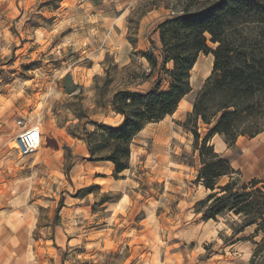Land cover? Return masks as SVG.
Listing matches in <instances>:
<instances>
[{"label": "rangeland", "instance_id": "obj_1", "mask_svg": "<svg viewBox=\"0 0 264 264\" xmlns=\"http://www.w3.org/2000/svg\"><path fill=\"white\" fill-rule=\"evenodd\" d=\"M212 1L0 0V264H248L254 226L235 235L236 215L206 220L196 206L210 190L183 123L212 55L200 54L177 112L134 137L118 176L71 134L95 130L90 121L119 125L118 90L168 89L158 26ZM19 118L43 133L28 155ZM198 125L201 141L208 129ZM211 143L234 177L264 178V130L232 147L218 134Z\"/></svg>", "mask_w": 264, "mask_h": 264}, {"label": "trees", "instance_id": "obj_2", "mask_svg": "<svg viewBox=\"0 0 264 264\" xmlns=\"http://www.w3.org/2000/svg\"><path fill=\"white\" fill-rule=\"evenodd\" d=\"M158 29L162 69L171 78L168 89L118 90L113 109L124 117L119 125L90 121L95 130L85 127L83 134H71L85 140L91 160L111 161L118 176L130 167L134 137L147 123L178 109L192 90L191 71L200 54H212L211 73L183 123L194 135L193 149L200 158L197 180L210 190L197 201V211L206 220L233 213L235 235L254 226L248 264H264V178L246 182L234 177L239 169L211 143V137L219 134L232 147L240 136L254 137L264 130V0H213L199 9L176 13ZM147 56L156 66L155 55L148 52ZM169 62L173 67L166 69ZM200 121L208 129L201 141ZM225 175L231 179L219 184Z\"/></svg>", "mask_w": 264, "mask_h": 264}, {"label": "built area", "instance_id": "obj_3", "mask_svg": "<svg viewBox=\"0 0 264 264\" xmlns=\"http://www.w3.org/2000/svg\"><path fill=\"white\" fill-rule=\"evenodd\" d=\"M17 124L21 127L17 135V147L22 155H28L41 145L42 130L38 123L27 126L23 118H19Z\"/></svg>", "mask_w": 264, "mask_h": 264}, {"label": "crops", "instance_id": "obj_4", "mask_svg": "<svg viewBox=\"0 0 264 264\" xmlns=\"http://www.w3.org/2000/svg\"><path fill=\"white\" fill-rule=\"evenodd\" d=\"M209 55H212V54H209ZM212 56H213V55H212ZM183 99H184V98H183ZM183 99H182V100H183ZM178 108H179V107H178ZM177 110H178V109H177ZM177 110H176L175 112H177ZM175 112H174L173 114H175ZM173 114H172V115H173ZM168 116H169V115H168ZM166 117H167V116H166ZM166 117H165V118H166ZM165 118H164V119H165ZM164 119H162V120H164ZM162 120H161V121H162ZM218 135H219V134H218ZM85 154H86V153H85ZM90 162H106V163H107V167H108V169H109V172L113 173L112 170H114V164H113L111 161H92V160H91ZM123 172H124V171H123Z\"/></svg>", "mask_w": 264, "mask_h": 264}, {"label": "bare ground", "instance_id": "obj_5", "mask_svg": "<svg viewBox=\"0 0 264 264\" xmlns=\"http://www.w3.org/2000/svg\"><path fill=\"white\" fill-rule=\"evenodd\" d=\"M192 76V75H191ZM192 80V79H191ZM182 103V100H181V102L179 103V105Z\"/></svg>", "mask_w": 264, "mask_h": 264}]
</instances>
